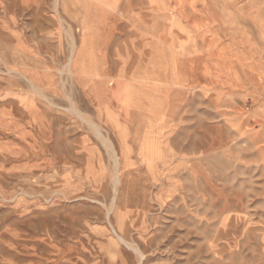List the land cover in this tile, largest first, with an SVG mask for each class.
I'll return each mask as SVG.
<instances>
[{"label":"rangeland","instance_id":"rangeland-1","mask_svg":"<svg viewBox=\"0 0 264 264\" xmlns=\"http://www.w3.org/2000/svg\"><path fill=\"white\" fill-rule=\"evenodd\" d=\"M90 10L88 0H0V264H264V151L262 160L244 142H113L80 113L90 106L81 35L111 21ZM162 10L168 61L213 59L221 45L264 65V0H162ZM111 23L118 49L104 59L122 65L99 69L124 77L92 89L127 107L148 52ZM242 75L243 111L264 108V80ZM192 93L169 84L165 105L190 107Z\"/></svg>","mask_w":264,"mask_h":264},{"label":"crops","instance_id":"crops-1","mask_svg":"<svg viewBox=\"0 0 264 264\" xmlns=\"http://www.w3.org/2000/svg\"><path fill=\"white\" fill-rule=\"evenodd\" d=\"M88 1L91 5L89 18L105 15L108 21L125 23L141 40L148 57L131 74L134 86L127 95L128 106L115 107L92 89L101 82L115 83L124 77L119 72L109 74L99 69L122 65L119 58L110 62L104 59L105 50L118 49L114 46V25L109 24L111 21L96 22L87 28L81 35V53L76 58L80 81L86 85L82 93L90 104L86 111L81 110L82 115L112 131L113 142H244L263 160L264 124L261 121L264 108L249 114L242 108L243 99L251 92L250 80L242 74H253L264 80V65L259 58L257 63L249 62L250 58L255 60V56L251 57L244 48L231 54L218 45L213 59L175 58L168 61L161 39L168 22L162 0L159 12L152 10L156 5L153 0H144L134 8L121 0ZM171 25L183 28L176 18L171 19ZM143 82H156L159 86L153 89ZM169 84L192 89V106L170 111L165 105ZM135 91L140 93L136 96L141 100L140 106L131 105ZM79 142L88 141L82 139Z\"/></svg>","mask_w":264,"mask_h":264}]
</instances>
